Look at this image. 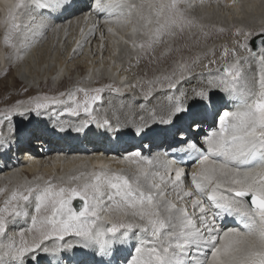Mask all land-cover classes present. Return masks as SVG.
Here are the masks:
<instances>
[{"label": "snow or ice", "instance_id": "1", "mask_svg": "<svg viewBox=\"0 0 264 264\" xmlns=\"http://www.w3.org/2000/svg\"><path fill=\"white\" fill-rule=\"evenodd\" d=\"M195 7V0H150L147 4L136 0H16L5 20L2 43L10 50L5 59L22 62L37 38L57 30L56 21L85 9L107 16L106 23L132 24L129 39L119 37L117 42L130 43L147 55L168 38L194 27L196 21L189 10ZM108 32L117 35L112 27ZM235 35L243 37L231 50L235 60L217 68L215 75L194 77L192 66L185 62L178 63L179 75H165L167 103L158 105L159 110L146 107L160 83L156 79L148 81L141 112L125 119L115 111L109 117L95 107L106 89L120 91L112 84L30 97L0 113V125L5 121L11 125L8 136L0 132L4 151H11L18 142L12 117L30 121L35 115L49 116L51 123V127L33 129L36 138L47 131L117 141L126 136L163 139L176 157L161 160L139 150L126 151L120 159L133 166L131 174L100 171L83 184L56 189L49 181L43 188L12 191L0 206V264H42L48 256H58L56 264H264V24L256 30L236 28ZM138 37H142L139 42ZM79 48L78 42L73 53ZM237 48L246 50L248 56H238ZM228 54L225 48L223 55ZM249 57L259 66V75L251 80L242 68ZM4 74L8 75L7 70ZM194 78L201 83L185 89V82ZM225 96L235 110H220ZM64 113L79 119L74 123L55 119ZM210 116L212 125L205 130ZM188 162L194 167L190 187L185 186L188 174L181 166ZM80 179L71 176L68 183ZM170 193L180 202L187 199L191 213L187 205L174 203ZM33 195L36 214L30 215L27 205ZM76 199L82 202L79 209L72 206ZM112 212L131 219L113 221L109 218ZM29 217L27 231L33 234L32 242L20 230L17 243L8 236L9 228ZM226 218L236 226L226 227ZM47 241L60 243L49 247Z\"/></svg>", "mask_w": 264, "mask_h": 264}, {"label": "bare ground", "instance_id": "2", "mask_svg": "<svg viewBox=\"0 0 264 264\" xmlns=\"http://www.w3.org/2000/svg\"><path fill=\"white\" fill-rule=\"evenodd\" d=\"M228 1L230 2L231 0ZM15 2L16 0H0V58L2 61V65L0 64V76H5V70L9 72L12 65L16 67L15 72L23 70V67H25L26 70L27 66H31L30 68H32L33 57L37 54V44L40 43L46 35L47 39L52 38L53 41L57 35L55 47H58H54V49H57L59 56L56 53L58 57H56V61L54 60L55 64L50 66L48 73H46L48 75L47 77H44V74H38L33 77L26 71L23 73L21 72V76L15 73L12 79L13 83L7 85L8 82H5L6 85L2 88L5 90L6 93H4L6 95L0 94V98H8L15 94H11V91L16 92L22 86L25 89L30 88L31 90V94L26 96L24 98L25 100L23 99L24 102H27L30 97L34 98L35 96L42 95L34 94V92H36V90H34L36 85H47L50 89H53L54 92L60 93L67 92L66 88L67 90H75L77 87L95 88L96 84L99 85L98 87L112 84L114 88H119L120 91L114 92L106 89L107 93H105L106 96L102 100L103 103L99 105L100 107L98 104L95 107L100 113L107 112L109 117H111L115 111L121 116V119L127 118L132 113L139 114L141 112L139 105L145 103L144 92L148 89V81L159 79L160 83L155 85L153 98L147 102V109L150 110L158 105L162 106L166 104L165 92L167 91V82L163 77L165 75L170 76L173 72L179 75V62H185L192 66L194 77H198L201 74L207 77L209 73L215 75L217 68L223 67L226 64H232L235 58L231 55V50L236 48L235 45L229 47L228 39L222 37L219 42L213 44L211 47H206L211 36L217 37L222 34H229L234 29L236 30V28H244L248 25L255 27L244 29L256 30L264 24V13H261V11H259L261 14H259L258 17L256 16L253 23L246 21L242 16L239 17L241 15L239 12V5L236 6L235 3L232 9L235 8L236 13L234 10L232 12H234L233 15L237 14V17L235 16L234 18H232L233 15L230 14L232 17L226 18L224 16V18L219 17V20H217V18L214 20V17L212 18L210 16L212 20H208V18H205V15L208 16L210 13H204V11L207 10H198L199 12L202 11L200 13L193 11L194 13H191L192 15L190 16V18H194L196 21L193 28H185L183 33L178 34L174 38H168L165 43L156 48L154 53L146 55L138 48L133 49L130 43L124 44L122 40H120L119 43L117 42L119 37L129 39L132 24H126L121 27L114 23H106V20H108L107 16L97 13L90 14V10L85 9L83 13L76 12L74 15H68L66 18L56 21L58 25L57 30H49L44 37L37 38V42L30 49L22 62H9L5 59V53L10 50L4 48L2 37L5 31V20L7 19L8 8ZM136 2L148 3L147 0H136ZM213 11L214 10H212V14L216 13H213ZM223 11L224 10H222V12ZM217 16H219V14H217ZM234 26L236 28H234ZM109 27H112L113 31L117 33L116 36L108 32ZM137 39L139 42L142 37H138ZM238 39L243 41L242 36ZM78 42L82 45V48H79L78 52L74 54L73 49L78 48ZM50 44L55 43L51 42ZM50 44L48 45L49 47ZM119 48V54L116 56V52ZM169 48L172 50L171 53L164 55L163 53L167 52ZM225 48L229 50L227 56L223 55ZM50 50L49 48V51ZM238 52L237 49V55L240 57L248 56L247 51H245V53ZM213 60L215 63H211ZM137 61L139 62L137 63ZM193 61H196V63L193 64ZM51 63L53 64L54 62ZM205 65H207V67H205ZM242 68L245 76L249 80L259 75V66L251 57H249L247 63L242 62ZM199 83H201V81L194 78L190 82H185L184 88L190 89L191 87L197 86ZM133 84H135L136 87L130 86ZM126 96L127 99L125 98ZM137 96L138 98H136ZM139 97H142V99H139ZM224 99H229V97L225 96L223 101ZM59 108L62 109L63 106H59ZM157 110H159L158 107ZM143 114L147 116L148 112L144 111ZM70 116L71 115L64 113L63 115H57L55 119L73 123L77 122L79 119L76 117L70 119ZM12 120L17 129L18 142L13 143L11 151L0 149V189L2 188L5 191L6 189L8 190L6 196L1 198L0 206H3V201L10 196L12 191H22L28 186L36 187L38 185L40 188H43L46 182L51 181L55 188L58 189L62 186L68 187L83 184L85 180L91 179V174L93 172L105 171L109 174L121 172L131 174L134 170L133 166L129 165L127 162L121 161L120 157L125 154V152L119 147H116L118 148V153L116 154H105L103 151L104 149L111 150L112 144H117L119 146L120 141L124 143V145L127 143L130 145L138 143L140 140L138 137L126 136L117 141L114 137L112 139H105L103 137L91 135L77 136L75 133L67 137V135H56L44 131L41 133L40 137L35 140L34 138L36 137L31 134L33 129H44L46 126L51 127L49 116L37 118L33 115L30 121L24 120L19 116H13ZM52 123H54V120ZM10 126L9 121H5L2 131L5 136L9 135L8 128ZM27 133L30 134V138L28 139H26L28 136ZM26 140L28 142H26ZM145 144L146 143L141 144V146L143 147ZM44 145L49 147V151L41 153V148H44ZM17 146L21 148L18 157L14 155ZM147 146L148 145H146V147ZM84 147L86 150H83ZM136 150L137 148H131L130 151ZM153 156H159L161 160H166V158L158 152H153L151 157ZM193 170L194 167L191 163L186 164L185 171L188 174L184 178L186 187L191 186L190 174ZM71 176H80L81 179L69 185L68 178ZM26 178L29 180L26 181ZM2 194L3 193H0V197ZM33 198L34 202L31 203L29 201L30 204H28V208L30 212L35 213V195H33ZM169 198L179 206L187 205L189 212L192 211L187 199H185L184 202H180L176 199L175 193H170ZM109 218L116 222H126L131 219V217H125L119 212H112ZM30 226V217L27 219L21 218L20 222L15 227L9 228L8 236H13L17 243H19L20 237L18 233L20 230H23L24 239L27 240L28 243H31L33 234L27 231ZM66 239L72 238L69 237ZM52 242L53 241H47L46 244L51 247L54 244ZM58 258V256H48L46 259L42 260V264H47L49 260L52 261V264H56Z\"/></svg>", "mask_w": 264, "mask_h": 264}, {"label": "rangeland", "instance_id": "3", "mask_svg": "<svg viewBox=\"0 0 264 264\" xmlns=\"http://www.w3.org/2000/svg\"><path fill=\"white\" fill-rule=\"evenodd\" d=\"M148 2H150V0H147ZM156 2H158V0H156ZM260 2V3H259ZM195 3H196V7L194 8V9H190L189 10V16H191L192 14L191 13H194L193 11H195V12H199L198 10H207V11H204V13L205 14H209L208 16L207 15H205V18H208V20H212L211 18H210V16L215 20L216 18H217V20H219L220 18L219 17H223L224 18V16L227 18V17H232L231 15H233V13L235 12L236 13V10H235V8L234 9H232V6H234L235 4H236V6L237 5H239L238 7H239V12H240V16L239 17H241L242 16V18L244 19L245 18V20L246 21H248V22H254L255 21V18H256V16L258 17L259 16V14H261V13H264V0H236V3L234 4L233 2H232V0L229 2L228 0H203V4L201 5L200 4V0H195ZM260 4V5H259ZM259 6V7H258ZM228 8V9H227ZM210 10V12H209V10ZM214 10L213 11V13L214 12H216V13H214V14H212V10ZM232 9V10H231ZM222 10H226L225 12L223 11L222 12ZM234 10V12H232ZM241 10V11H240ZM259 11H261V13L259 12ZM200 12H202V11H200ZM199 12V13H200ZM221 12V13H220ZM232 12V13H231ZM217 14H219V16H217ZM222 16H221V15ZM231 14V15H230ZM214 15V16H213ZM228 15V16H227ZM237 14H235V15H233V17L232 18H234L235 16H236ZM216 16V17H215ZM237 17V16H236ZM250 18V19H248V18ZM247 18V19H246ZM264 18V17H263ZM207 20V19H206ZM255 26H252V25H248L247 27L245 26L244 28H254ZM191 28H193V27H191ZM234 28H236L235 26H234ZM49 36V35H48ZM51 37V36H50ZM222 37H224L225 39H228V42H229V47H231L232 45L234 46L235 45V47H236V43H235V41H237V40H239L238 38L239 37H237L236 35H235V29L233 30V31H231L229 34H222V35H220V36H211L210 37V40H209V42L206 44V47H211L213 44H215V43H217V42H219L221 39H222ZM0 38H1V36H0ZM47 35H46V37L40 42V43H38L37 44V54H35L34 55V57H33V64H32V68H30L31 66H27L26 67V70H25V67H23V70H21V71H18V72H15L16 71V67L14 66V65H12L11 67H10V70H9V72H8V75L7 76H0V94H2V95H4L6 92H5V90L2 88V87H4L6 84H5V82L7 83V85L8 84H11V83H13V81H12V79H13V75L15 74V73H17L19 76H21V74L23 73V72H27L29 75H31V76H37L38 74H44V77H47L48 75L46 74V73H48V70H49V68H50V66H52V65H54L55 64V61H56V57H58L59 56V54H58V51H57V49L55 50L54 49V47L56 46V41H57V35H56V37H55V39H54V41H53V39L52 38H50V39H47ZM43 42V43H42ZM51 42H54L55 44H50ZM50 44V47L48 46ZM43 45V46H42ZM39 46V47H38ZM58 47V46H57ZM57 47H55V48H57ZM49 48L52 50H50L49 51ZM238 49V51L240 52V53H245V51L246 50H244V49H239V48H237ZM39 51V52H38ZM57 51V52H56ZM119 51H120V48L117 50V54H116V56L119 54ZM238 52V53H239ZM56 53H57V55H56ZM53 57V58H52ZM235 58V57H234ZM39 59V60H38ZM43 59V60H42ZM114 59V58H113ZM38 60V61H37ZM55 60V61H54ZM116 60V59H115ZM51 62H54L53 64L51 63ZM2 63V61H1V58H0V64ZM2 65V64H1ZM1 65H0V67H1ZM227 65V64H226ZM29 67V68H28ZM22 72V73H21ZM46 74V75H45ZM33 86V85H32ZM99 85L98 84H96V87H98ZM28 87H30V86H28ZM95 87V88H96ZM69 88V87H68ZM34 90H36V92H34V94H42V95H45V94H47V95H49V96H58V92H54V90L53 89H50L47 85H45V86H40V85H36V88L34 89ZM3 91V92H2ZM66 91H69V90H67V88H66ZM5 92V93H4ZM20 92V93H19ZM31 92V90H30V88H28L27 89V91H25V88L22 86L19 90H17L16 92H13V91H11V94H13V93H15V94H13V95H11V96H9L8 98H3V99H1L0 98V113H2V112H4V111H6L7 109H10V108H12V107H14L15 105H16V102L17 101H23V99L26 97V96H28L29 94H31L30 93ZM105 93H107V91L105 90L103 93H102V97L103 98H105V96H106V94ZM105 94V95H104ZM6 95V94H5ZM41 95V96H42ZM13 96V97H12ZM22 96V97H21ZM32 96V95H31ZM33 96H35V95H33ZM108 96V95H107ZM17 97V98H16ZM21 97V98H20ZM35 97H37V96H35ZM20 98V99H19ZM126 99H127V96L125 97ZM136 98H138V96L136 97ZM139 99H142V97H139ZM25 100V99H24ZM101 103H103V101L102 102H98L97 104H98V106L99 105H101ZM96 106V105H95ZM100 107V106H99ZM70 119H73V117L72 116H70L69 117ZM77 118V117H76ZM5 124V123H4ZM3 124V125H4ZM3 125H0V132H2L3 131ZM27 137H26V139H28V138H30V134H28L27 133ZM35 140L37 139V138H34ZM26 142H28L27 140H26ZM21 149V148H20ZM20 149H19V151H20ZM19 154L20 153H18V155L17 156H19ZM29 179L28 178H26V181H28ZM2 189V188H1ZM7 189H6V191H4V192H2L3 194L1 195V197H0V200H1V198H3V197H5L6 196V194H7ZM4 195V196H3ZM30 202L31 203H33L34 202V198L32 197L31 198V200H30ZM30 202L28 203V204H30ZM29 205H27V207H28ZM28 210H29V212H30V209L28 208ZM191 212V211H190ZM30 215H35V213L34 212H30ZM24 229H27V228H24ZM69 238V237H68ZM49 242V241H48ZM56 242H59V241H53L52 243H56Z\"/></svg>", "mask_w": 264, "mask_h": 264}, {"label": "water", "instance_id": "4", "mask_svg": "<svg viewBox=\"0 0 264 264\" xmlns=\"http://www.w3.org/2000/svg\"><path fill=\"white\" fill-rule=\"evenodd\" d=\"M81 201L79 199L73 200L72 202V206L76 209H79V207L81 206Z\"/></svg>", "mask_w": 264, "mask_h": 264}]
</instances>
